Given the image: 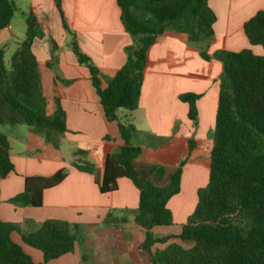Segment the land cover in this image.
<instances>
[{"label":"trees","instance_id":"trees-1","mask_svg":"<svg viewBox=\"0 0 264 264\" xmlns=\"http://www.w3.org/2000/svg\"><path fill=\"white\" fill-rule=\"evenodd\" d=\"M52 1L66 29L61 0ZM115 1L120 22L133 44L124 49L125 64L105 87L101 86L99 71L80 51L74 34L68 43L77 62L89 71L103 117L116 123L122 141L117 151L105 157L102 178L97 183L99 193L114 192L119 178L128 179L136 188L138 206L133 222L144 232L137 247L143 264H264V56L250 50H222L212 56L199 53L205 61L214 59L222 64L207 182L197 191L195 207L180 225L179 233L154 238L153 228L173 224L167 204L180 191L182 168L189 156L168 177L163 167L143 168L136 163L142 150L131 143L135 127L130 113L139 103L147 52L166 33L183 36L191 46L211 40L216 18L209 0ZM15 11L10 0H0V30L10 24ZM243 31L250 45L264 49V12L258 11L247 20ZM41 37L37 19L29 13L25 37L8 67L0 50V126L25 125L58 149L66 132L65 114L58 106L51 115L45 112L37 60L31 50L34 39ZM199 98L191 93L179 96L187 104V117L192 122L196 121L195 103ZM70 165L86 174H93L95 169L87 161ZM13 169L9 143L0 135V179ZM66 176V169H60L49 177H25L22 192L9 201L23 207H40L43 192ZM13 229L0 220V264H37L11 241ZM77 234L76 224L48 219L33 231L22 233L21 238L40 251L46 263L72 253ZM111 234L116 251L121 252L122 228L113 224ZM157 244L166 246L158 250Z\"/></svg>","mask_w":264,"mask_h":264},{"label":"crops","instance_id":"crops-1","mask_svg":"<svg viewBox=\"0 0 264 264\" xmlns=\"http://www.w3.org/2000/svg\"><path fill=\"white\" fill-rule=\"evenodd\" d=\"M10 1L16 11L10 24L0 30L3 62L9 66L12 54L25 37L26 16L33 14L42 32L41 38L34 39L31 50L37 60L45 112L51 115L60 107L65 114L66 132L59 148L54 149L25 125L0 126V135L9 143L14 168L0 179V220L14 227L11 241L37 264H143L137 247L144 232L133 222L138 206L136 188L128 179L119 178L114 192L98 191L106 155L122 145L116 123L103 117L89 71L77 62L69 48L53 1ZM208 6L216 18L211 40L191 46L183 36L166 33L149 48L139 103L130 113L135 127L131 143L142 150L136 161L138 166L163 167L168 177L189 156L182 168L180 191L167 204L174 221V216L181 217L179 206L184 202L180 195L195 194L193 202L184 204L186 214L180 219L181 224L195 207L197 191L207 182L208 168L201 166L194 154L213 131L218 76L222 70L219 61H205L199 53L212 56L222 50H250L264 56V49L250 45L243 31L247 20L258 11L264 12V0H209ZM61 8L80 51L99 71L101 86L105 87L106 81L125 64L124 49L133 44L120 22L116 1L61 0ZM186 93L200 95L195 103V122L187 117V104L179 100ZM65 148L66 157L62 155ZM167 152H172V157L166 159ZM74 161L92 163L93 174L74 169L70 165ZM60 169H66L67 176L43 192L40 207L10 203L22 192L25 177H49ZM48 219L76 224L78 234L72 253L45 263L42 253L26 245L21 234L33 231ZM113 224L123 230L121 252L116 251L112 238ZM157 228L152 229V235ZM82 232L87 235L84 245L79 241ZM165 246L157 244L155 248L162 250Z\"/></svg>","mask_w":264,"mask_h":264},{"label":"rangeland","instance_id":"rangeland-1","mask_svg":"<svg viewBox=\"0 0 264 264\" xmlns=\"http://www.w3.org/2000/svg\"><path fill=\"white\" fill-rule=\"evenodd\" d=\"M65 25H66V29H64V34L66 36V42L67 44L69 43V41L71 40L72 38V34L73 32L70 30L69 28V25L67 22H65ZM259 46V45H258ZM6 126V125H5ZM205 139L207 141H204L203 143L199 144V151L197 154H194V156L198 155L197 156V161L200 163L201 166L203 167H206L208 168V165H209V152H210V149H211V145H212V132L210 133V138L209 136L208 137H205ZM189 148V146H188ZM63 156L66 157L68 156L67 152V148L63 149ZM190 152V150H189ZM167 155H165V158L167 159L168 156H171L172 157V152H167L166 153ZM81 157V156H80ZM194 197H195V194H181L180 195V200H182L184 203L183 205H181V207L179 206V213L181 214L180 216L181 217H178L177 215L174 216V221H173V224L169 227H160V228H157L155 229L154 231V234L153 236L155 237H158V236H162V235H167L169 233L171 234H175L179 231L180 229V224H181V218L184 219V214L185 213V210H184V204H188L190 202H193L194 201ZM81 239L79 240L81 244H85L87 242V238H86V233L85 232H82L81 233ZM81 245V246H83ZM185 247H188L189 245L188 244H184Z\"/></svg>","mask_w":264,"mask_h":264}]
</instances>
